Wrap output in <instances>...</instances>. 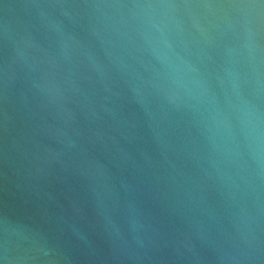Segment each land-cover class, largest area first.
I'll return each instance as SVG.
<instances>
[{
    "label": "water",
    "instance_id": "water-1",
    "mask_svg": "<svg viewBox=\"0 0 264 264\" xmlns=\"http://www.w3.org/2000/svg\"><path fill=\"white\" fill-rule=\"evenodd\" d=\"M0 264H264V0H0Z\"/></svg>",
    "mask_w": 264,
    "mask_h": 264
}]
</instances>
